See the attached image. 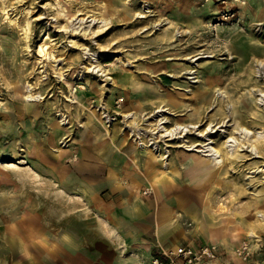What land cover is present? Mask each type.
<instances>
[{
	"label": "rangeland",
	"instance_id": "374dc122",
	"mask_svg": "<svg viewBox=\"0 0 264 264\" xmlns=\"http://www.w3.org/2000/svg\"><path fill=\"white\" fill-rule=\"evenodd\" d=\"M92 18L109 22L96 38L71 31L77 20L86 26ZM27 85L33 100L25 102ZM260 92L264 0H0V264L14 248L7 230L35 218L36 238L55 240L66 230L91 238L92 195L104 206L119 202L104 179L125 186L130 173L139 176L131 159L141 173L164 174L153 190L132 193L167 219L164 241L177 239V249L212 247L209 264H264ZM172 101L182 107L168 108L164 126L195 125L180 141L147 126ZM241 128L249 134L218 166L181 148L201 144L205 133L215 145L240 140ZM142 143L169 150L167 172L162 162L147 164ZM250 228L255 238L246 237ZM144 257L137 254L134 264H154Z\"/></svg>",
	"mask_w": 264,
	"mask_h": 264
},
{
	"label": "crops",
	"instance_id": "0c3cea01",
	"mask_svg": "<svg viewBox=\"0 0 264 264\" xmlns=\"http://www.w3.org/2000/svg\"><path fill=\"white\" fill-rule=\"evenodd\" d=\"M130 179L126 187L116 184L111 177L104 179V189L112 193L115 191L113 197H117L119 202L104 206L98 194L95 195L96 199L93 200L96 206L91 214L95 215L92 219L96 231L88 240L68 230L60 232L55 240L36 238L35 218L32 223L30 220L27 228L15 224L7 230L6 238L14 236L9 238L14 248L10 249V258L2 264H127L137 254L152 261L155 254L175 251L178 248L176 243L164 241L166 232L171 231L170 224L160 239L156 235L157 226H161L164 220L157 217L158 210L155 211L153 201L149 205L142 199H135L136 196L132 194L140 187H146V184L135 181L138 188L133 190ZM123 197L125 200H121ZM144 241L147 246L140 245Z\"/></svg>",
	"mask_w": 264,
	"mask_h": 264
},
{
	"label": "bare ground",
	"instance_id": "6f19581e",
	"mask_svg": "<svg viewBox=\"0 0 264 264\" xmlns=\"http://www.w3.org/2000/svg\"><path fill=\"white\" fill-rule=\"evenodd\" d=\"M83 22L84 21L82 19H79L75 23L78 26H75V24H71V26H70L71 31L76 33L79 30L80 31L83 30L84 34L89 35V36L94 37V38H96L105 29H107L108 23H109L108 21H106L104 19H95V18L90 19L89 24L86 26L82 25ZM93 25H95V27L92 30ZM89 30H92V31H89ZM38 52L40 53L41 56H45V58L47 57L46 58L47 60L50 59V54L47 53L46 47L44 46V44L39 45ZM84 56H85L86 60L87 59L90 60V65L92 66V69L98 68V64H96L97 58L95 55H90L88 52L85 51ZM193 57L194 56H191L188 59H190V58L193 59ZM196 58H194V59H196ZM25 88H26L25 92L27 93V96L25 97L24 101L28 102L29 100H33L31 92L34 90V88L31 87V85H27ZM257 99L259 102L260 101L263 102L264 101V92H260ZM73 103L78 104L76 101ZM263 104H264V102H263ZM79 106H82V105H79ZM166 106L167 107H165L164 105H161V106H159V108H157L152 113V116L149 119L150 120L149 124L147 126L150 128L149 130H151L152 132L156 131L155 134H157L159 132L161 134L160 135L161 138H169L171 140L172 137L174 136L175 138H177V140L180 141L182 134L186 135L189 132V130H193L195 128V125H192L191 127H189L186 125L176 124L174 127L170 128V129L166 128V126H164V124L166 123V118L163 116L164 113L169 111L168 108H173V107L179 108V107H182V104L172 101L170 103H167ZM90 114L93 116V118L96 119L95 114L93 112H90ZM102 115L103 114H101V118H103V120L109 124L111 122V119L105 115H103V116ZM130 117H132V116L124 115V119H129ZM188 117L191 120H195L196 119V112L194 111V112L190 113V115ZM61 125H63V124L61 123ZM132 125L134 126V130H138L137 131V137L142 136V134H144V132L141 129L136 128V123L134 121V118L132 119ZM102 129L107 130L106 127H104V126H102ZM207 130H209V132H211V127L208 126ZM248 134L249 133L247 132L246 128H241L239 130L240 140L228 137L221 144L215 145L212 141H210V138L208 136L209 133L208 134L205 133L204 136L202 135L203 142L201 144L190 145L187 142H182L181 148H183V150L186 152H190L191 157L193 155L194 156L197 155V156H199V158H201V160L206 161L208 163H214L216 166H218V165L224 163L227 155L229 156L230 154H232L233 150H235L234 148L236 145L237 146L241 145L240 142H242V140H244ZM175 135H177V136H175ZM99 136H100V134L97 133L98 138H100ZM262 136H263L262 132L256 133V139L257 140L261 139ZM63 139H65V138H63ZM63 139L59 142V145H61V146L64 143ZM141 146H142L141 148H143L142 153L143 154L145 153L147 155V158H146L147 164L152 165L153 161L154 162L159 161V162H162L160 164L162 171H164V172L168 171L169 164L167 162L169 161V158H170V153H169L168 149H166V148L162 149L154 143H150V144H146V145L144 143H142ZM148 146L150 147V151H144V149L147 148ZM252 149H253V151L250 150L251 154H253V155L258 154V152L255 151L254 148H252ZM130 150L131 149L129 148L128 151L130 152ZM222 152L224 153V156H223ZM123 153L125 154L124 155L125 158H128L126 156V153L125 152H123ZM201 160H199L198 163H199V165L202 164L204 166V164L202 163ZM130 161L132 162L134 168L136 170H138V172L140 174L139 176H137L136 173H134V175L132 173H130L129 178H131L130 180L132 181L131 182L132 184L130 185V187L133 190H137L138 186H137L135 181H138V182L145 183L149 188H151L153 190L154 185L160 182V178H158L159 175H161V176L164 175L163 172H160V171L159 172H153L152 175H149L148 172L146 174H144V173H141L139 171L138 167L135 164V162H136L135 160L131 159ZM203 166L201 169H204ZM150 170H152V168ZM95 195H97V194L92 195V199H95L94 198ZM93 202H95V200H93ZM219 210H221V208H219ZM166 222H167V219L164 220V223L161 226H157L156 235L159 239H160V236L162 235V233L167 231V228L170 227L169 223H166ZM246 237L248 239H252V238L256 237L253 233V228H250V230L247 232ZM173 242H174L173 244H175V243L177 244V239H174Z\"/></svg>",
	"mask_w": 264,
	"mask_h": 264
},
{
	"label": "built area",
	"instance_id": "2783aa9c",
	"mask_svg": "<svg viewBox=\"0 0 264 264\" xmlns=\"http://www.w3.org/2000/svg\"><path fill=\"white\" fill-rule=\"evenodd\" d=\"M215 251L212 247H203L198 250L190 248H179L175 251H170L162 254L164 264H209L214 258ZM239 254L243 260H246L249 253L246 245H243L239 250ZM154 264H162V262L154 258Z\"/></svg>",
	"mask_w": 264,
	"mask_h": 264
},
{
	"label": "trees",
	"instance_id": "16d2710c",
	"mask_svg": "<svg viewBox=\"0 0 264 264\" xmlns=\"http://www.w3.org/2000/svg\"><path fill=\"white\" fill-rule=\"evenodd\" d=\"M154 257H156L157 259H163V257L161 258L159 254H155Z\"/></svg>",
	"mask_w": 264,
	"mask_h": 264
}]
</instances>
